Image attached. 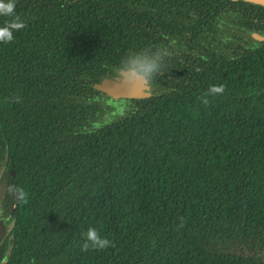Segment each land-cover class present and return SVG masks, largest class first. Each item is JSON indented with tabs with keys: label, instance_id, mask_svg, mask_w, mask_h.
Listing matches in <instances>:
<instances>
[{
	"label": "trees",
	"instance_id": "16d2710c",
	"mask_svg": "<svg viewBox=\"0 0 264 264\" xmlns=\"http://www.w3.org/2000/svg\"><path fill=\"white\" fill-rule=\"evenodd\" d=\"M145 49L115 106L94 85ZM0 178V264H264V4L0 0Z\"/></svg>",
	"mask_w": 264,
	"mask_h": 264
},
{
	"label": "clouds",
	"instance_id": "9594fccd",
	"mask_svg": "<svg viewBox=\"0 0 264 264\" xmlns=\"http://www.w3.org/2000/svg\"><path fill=\"white\" fill-rule=\"evenodd\" d=\"M13 5L9 3L5 6L6 11H11ZM168 55L167 50H157L155 52L147 49L128 54L121 58L118 65L114 69L112 84L123 87L129 92L142 90L145 94L151 92L154 78L160 71L163 57ZM219 91V89H214ZM22 195V193H21ZM82 248L104 247L109 241L102 238L96 229L89 228L82 234Z\"/></svg>",
	"mask_w": 264,
	"mask_h": 264
},
{
	"label": "water",
	"instance_id": "95a60500",
	"mask_svg": "<svg viewBox=\"0 0 264 264\" xmlns=\"http://www.w3.org/2000/svg\"><path fill=\"white\" fill-rule=\"evenodd\" d=\"M252 2L264 4V0H249ZM112 79H104L101 83L94 85V88L111 97L113 100L119 99H145L151 96V93L145 94L142 90L136 92H129L127 89L112 84ZM4 190H0V202L2 200ZM8 227L4 220L0 219V246L7 236Z\"/></svg>",
	"mask_w": 264,
	"mask_h": 264
},
{
	"label": "flooded vegetation",
	"instance_id": "af4514ba",
	"mask_svg": "<svg viewBox=\"0 0 264 264\" xmlns=\"http://www.w3.org/2000/svg\"><path fill=\"white\" fill-rule=\"evenodd\" d=\"M0 190H4V194H3L2 200L0 202V219L4 220L5 224L8 227V231H9L8 219H9L10 216L7 215L6 213H4V211H3V201H4V197L6 195V187H5V182L3 180H1V178H0Z\"/></svg>",
	"mask_w": 264,
	"mask_h": 264
},
{
	"label": "rangeland",
	"instance_id": "374dc122",
	"mask_svg": "<svg viewBox=\"0 0 264 264\" xmlns=\"http://www.w3.org/2000/svg\"><path fill=\"white\" fill-rule=\"evenodd\" d=\"M112 103L115 105V106H119V105H126L127 104V101L122 99V100H117L116 102L112 101Z\"/></svg>",
	"mask_w": 264,
	"mask_h": 264
}]
</instances>
